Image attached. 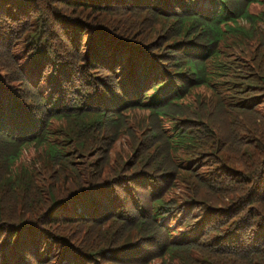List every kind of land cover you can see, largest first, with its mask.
Instances as JSON below:
<instances>
[{
  "label": "trees",
  "instance_id": "obj_1",
  "mask_svg": "<svg viewBox=\"0 0 264 264\" xmlns=\"http://www.w3.org/2000/svg\"><path fill=\"white\" fill-rule=\"evenodd\" d=\"M0 264H264V0H0Z\"/></svg>",
  "mask_w": 264,
  "mask_h": 264
},
{
  "label": "rangeland",
  "instance_id": "obj_2",
  "mask_svg": "<svg viewBox=\"0 0 264 264\" xmlns=\"http://www.w3.org/2000/svg\"><path fill=\"white\" fill-rule=\"evenodd\" d=\"M250 61V59H248Z\"/></svg>",
  "mask_w": 264,
  "mask_h": 264
}]
</instances>
